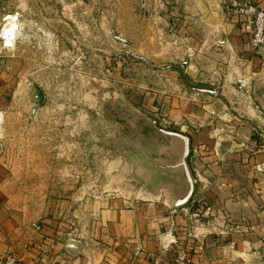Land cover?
I'll list each match as a JSON object with an SVG mask.
<instances>
[{
    "label": "crops",
    "instance_id": "0c3cea01",
    "mask_svg": "<svg viewBox=\"0 0 264 264\" xmlns=\"http://www.w3.org/2000/svg\"><path fill=\"white\" fill-rule=\"evenodd\" d=\"M178 1L179 51L151 62L165 74L160 85L140 86L143 106H162L160 115L179 126L178 132L152 128L159 156L142 153L148 184L155 182L149 173L159 172L171 206L156 191L127 192L118 174H100L106 194L67 193L44 206L0 175V259L12 254L19 264H156L165 234L187 243L191 264L264 262V49L253 50L242 23L225 11L223 4L234 0ZM256 1L264 9V0ZM9 89L0 64V105ZM187 141L198 146L200 158L191 155L184 164ZM188 171L194 190L178 206L191 193ZM206 207L214 224L201 223ZM191 219L198 221L188 230Z\"/></svg>",
    "mask_w": 264,
    "mask_h": 264
},
{
    "label": "rangeland",
    "instance_id": "374dc122",
    "mask_svg": "<svg viewBox=\"0 0 264 264\" xmlns=\"http://www.w3.org/2000/svg\"><path fill=\"white\" fill-rule=\"evenodd\" d=\"M176 1L0 0V37L9 28L17 33L10 47L0 39V64L11 83L0 105L3 179L22 184L45 206L67 193L106 194L100 174H118L127 192L156 191L171 206L159 172L149 173L155 182L148 184L142 153L159 156L152 128L179 126L162 116V106H143L140 86L160 85L165 74L151 62L179 51L183 14ZM240 3L223 4L231 19ZM195 147L192 160L200 158ZM202 212L201 223L214 222L209 207ZM169 238L164 234L155 258L166 264L187 248Z\"/></svg>",
    "mask_w": 264,
    "mask_h": 264
},
{
    "label": "built area",
    "instance_id": "2783aa9c",
    "mask_svg": "<svg viewBox=\"0 0 264 264\" xmlns=\"http://www.w3.org/2000/svg\"><path fill=\"white\" fill-rule=\"evenodd\" d=\"M232 19L241 22L244 34L248 37L250 46L253 50L264 49V9L258 6L256 0H245L240 3L238 9L233 10ZM5 47H10L17 42L15 29H6L0 37ZM196 154V147H193ZM193 156V153H192ZM172 256V264H191V255L185 250L180 249ZM0 264H19L17 256L8 254L0 259ZM156 264H166L164 260H157Z\"/></svg>",
    "mask_w": 264,
    "mask_h": 264
},
{
    "label": "water",
    "instance_id": "95a60500",
    "mask_svg": "<svg viewBox=\"0 0 264 264\" xmlns=\"http://www.w3.org/2000/svg\"><path fill=\"white\" fill-rule=\"evenodd\" d=\"M190 149H191L190 143L187 141V144H186V147H185V151H184V155H183L184 164H186V159H188V157L190 155ZM187 174H188L189 182H190V185H191V193L187 197V199H185L184 201L178 202L177 203L178 206H182V205L188 203L189 200H190V197L192 196L193 190H194L195 184H194L193 179H192V177L190 175V172L188 171Z\"/></svg>",
    "mask_w": 264,
    "mask_h": 264
},
{
    "label": "trees",
    "instance_id": "16d2710c",
    "mask_svg": "<svg viewBox=\"0 0 264 264\" xmlns=\"http://www.w3.org/2000/svg\"><path fill=\"white\" fill-rule=\"evenodd\" d=\"M189 165H190V163H189ZM190 166H191V165H190ZM192 202H193V203H192ZM191 203L193 204V207H192L193 209H195V208L198 206V205H197L198 203H197L196 201H195V202H194V201H191L190 204H191Z\"/></svg>",
    "mask_w": 264,
    "mask_h": 264
}]
</instances>
